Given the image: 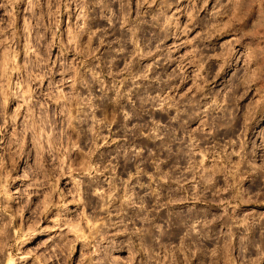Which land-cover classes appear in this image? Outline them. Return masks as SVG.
<instances>
[{
	"label": "rangeland",
	"instance_id": "1",
	"mask_svg": "<svg viewBox=\"0 0 264 264\" xmlns=\"http://www.w3.org/2000/svg\"><path fill=\"white\" fill-rule=\"evenodd\" d=\"M0 264H264V0H0Z\"/></svg>",
	"mask_w": 264,
	"mask_h": 264
}]
</instances>
